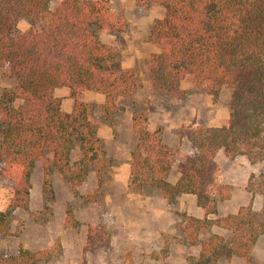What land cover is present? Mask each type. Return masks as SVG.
I'll return each instance as SVG.
<instances>
[{"label":"trees","instance_id":"trees-1","mask_svg":"<svg viewBox=\"0 0 264 264\" xmlns=\"http://www.w3.org/2000/svg\"><path fill=\"white\" fill-rule=\"evenodd\" d=\"M135 1L165 10L147 37L157 47L148 60L151 89L180 99L185 96L181 84L189 78L214 97L224 89L230 97L226 126H180L179 142L194 149L183 156L163 142L162 126L150 128L146 112L134 113L128 188L135 193L155 188L169 202L181 194L195 197L202 218L183 214L178 225L179 242L198 247L197 254L185 257V264H218L232 257L252 263L253 248L264 235V173L247 183L249 192L262 199L259 210L249 202L233 214L217 217L216 201L227 198L230 187L218 181L215 157L222 152L229 160L245 157L251 164L264 158V0ZM52 4L53 0H0V70L15 82L13 89L0 94V174L14 184L0 211V237L10 234L14 210L29 211L36 167L44 194L53 192L54 172L75 196L91 171L101 190L110 160L97 136L95 106L84 97L103 96L100 114L110 120L120 109L119 100L133 98L142 89L133 69L104 68L116 50L99 34L127 27L108 0ZM21 22L27 24L24 30H18ZM57 88L68 90L70 112L62 111L54 94ZM74 151L78 157L73 160ZM172 173L177 174L173 183ZM48 210L43 205L33 220L43 222ZM64 222L78 225L69 205ZM213 228L228 236L211 233ZM203 235L208 236L202 239ZM110 242L105 224L88 225L81 264H87V253L106 250ZM59 254L60 249L30 251L19 246L14 255L0 253V264L48 263Z\"/></svg>","mask_w":264,"mask_h":264},{"label":"rangeland","instance_id":"rangeland-1","mask_svg":"<svg viewBox=\"0 0 264 264\" xmlns=\"http://www.w3.org/2000/svg\"><path fill=\"white\" fill-rule=\"evenodd\" d=\"M59 1L53 0L52 5ZM108 1L112 10L125 18L127 27L123 32L99 34L103 43L116 50L114 58L105 62L104 68L114 72L133 69L142 83V89L133 98L119 100L120 109L113 113L110 120L100 114L99 105L103 103V96L88 93L84 97L86 103L95 106L97 136L110 160L104 185L97 190L95 174L91 171L75 196L69 185L54 172L53 192L44 194L41 170L37 167L39 172L34 174L29 211L14 210L10 234L0 237V253L4 255L16 254L19 246L30 251L55 248L60 249V254L50 262L40 264H81L86 228L96 224H105L109 228L111 242L106 250L87 253V264H185L186 256L198 252L197 246H186L178 240V225L183 214L202 217L203 210L196 205L194 196L181 194L169 202L155 188L145 187L141 193L129 190L130 151L135 143L130 120L134 113L146 112L150 128L162 126L163 140L177 147L183 156L194 152V149L186 141L177 146L180 126H226L230 93L224 89L214 97L204 87L194 86L189 78L181 84L185 96L180 99L151 89L147 77L148 60L157 47L148 42L147 37L154 21L162 18L165 10L158 4L139 6L135 0ZM26 26L25 22H21L18 30H24ZM14 85V80L4 77L0 70V94L4 89H13ZM54 94L61 100L62 111L70 112L73 102L68 90L57 88ZM77 157L78 153L74 151L72 159ZM217 164L218 181L230 188L227 198L216 201V216L232 214L249 202L255 210H259L262 199L249 192L247 183L250 178L256 179L264 173V158L251 164L245 157L229 160L219 152ZM176 177L177 174L172 173L169 181L173 183ZM13 188L14 184L0 174V202L3 207L11 198ZM43 205H47L48 213L43 222H36L32 216L41 211ZM67 205L71 206L73 217L78 222L74 227L64 222ZM211 233L228 236L227 232L217 228H213ZM252 254V263L232 257L221 259L218 264H264V235L255 244Z\"/></svg>","mask_w":264,"mask_h":264},{"label":"crops","instance_id":"crops-1","mask_svg":"<svg viewBox=\"0 0 264 264\" xmlns=\"http://www.w3.org/2000/svg\"><path fill=\"white\" fill-rule=\"evenodd\" d=\"M162 140H163V135H162ZM163 142L165 143V144H167V145H170V146H173V145H171V144H168V143H166L164 140H163ZM185 141H181V142H179V136L177 135V146L179 145V144H183ZM190 154V153H189ZM217 156H218V154L216 155V157H215V160H216V163H217ZM39 172V170L37 169V167L34 169V171H33V173H32V176H31V190H30V202L32 201V197H33V188H34V184H33V180H34V174L36 173V172ZM40 174V173H39ZM54 175V174H53ZM39 178H40V176H39ZM176 179H177V177H176ZM4 208L5 207H3V203L2 202H0V211H2V210H4ZM237 211V210H236ZM233 213H235V212H233ZM232 213V214H233ZM202 214V213H201ZM202 216H203V214H202ZM202 218V217H201ZM253 255V254H252Z\"/></svg>","mask_w":264,"mask_h":264}]
</instances>
